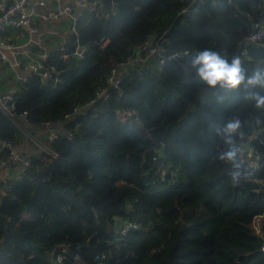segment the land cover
Masks as SVG:
<instances>
[{"label": "trees", "instance_id": "16d2710c", "mask_svg": "<svg viewBox=\"0 0 264 264\" xmlns=\"http://www.w3.org/2000/svg\"><path fill=\"white\" fill-rule=\"evenodd\" d=\"M191 1L113 0L115 14L85 13L65 51L50 56L59 82L43 84L34 74L21 84L15 98L27 124L66 122L65 132L49 143L54 156L41 151L0 194V264H58V255L63 264H264V238L251 228L264 216L257 183L264 169L234 186L232 165L218 158L226 147L210 127L239 116L246 143L264 156V141H252L264 129L256 124L264 110L244 99L264 89L210 90L190 66L197 50L212 48L229 62L239 55L251 75L264 58V39L247 38L264 24V0H205L181 14ZM160 36L170 40V54H189L162 69L125 72L119 90L108 88L109 100L88 107L117 64ZM78 46L87 49L83 60L74 58ZM20 136L0 113V144ZM158 154L180 170L177 184L155 175L164 165L154 162ZM127 220L144 229L121 236Z\"/></svg>", "mask_w": 264, "mask_h": 264}, {"label": "built area", "instance_id": "2783aa9c", "mask_svg": "<svg viewBox=\"0 0 264 264\" xmlns=\"http://www.w3.org/2000/svg\"><path fill=\"white\" fill-rule=\"evenodd\" d=\"M205 0H192L190 5L184 8L181 14H185L189 11L190 7L201 4ZM47 3L45 0H10L9 2L6 0H0V59L6 60V52L10 50L12 47L4 40V35L8 31H22L28 30L31 34H37L38 28L35 24V19L40 17L43 21H49L52 19H59L64 16L72 17V30L73 33L76 34L77 25L82 16L85 13H94L97 18L104 19L107 17L105 14L106 3L105 0H95L94 2H89L88 0H76L75 7L68 6L61 11L56 13H48L46 11ZM113 14H115V6L113 3L112 9ZM264 39V24L256 23L254 27L253 33L247 38L248 43H260ZM170 44V40L165 36H160L159 38H151L147 40L145 43L138 46L134 52V54L129 57L126 61L117 64L111 71L107 78V87L102 88L97 91L96 98L91 101L88 105H94L98 100H109L111 94L108 88H112L115 90H119L122 86L124 73L131 69H143L145 67H150L152 69H162L166 65H168L171 61L182 59L184 56H187L189 52L184 53H175L170 54L168 52V45ZM86 48L83 46H78L76 49L74 56H78L80 60H83L86 56ZM248 52L244 51V55H247ZM69 56H64V59H68ZM17 66L21 67L23 64L21 61H18ZM29 75L32 76L34 74L39 75L41 77V83L47 84L50 81H53L54 84H57L59 81L55 78L57 75V68L53 65H50V57L42 56V59L37 64H32L30 66ZM40 71H44V74H40ZM83 108L75 109L76 113L82 111ZM0 113L5 115L11 122H13L20 131L25 132V127L28 122V112L18 113L17 101L15 95L7 94L0 96ZM126 116H132L131 113H125ZM70 116H67L66 119H70ZM66 122H57L55 125L46 124L42 127H50L51 129H55L56 127H63ZM65 132V129L63 130ZM68 139H72V135L68 134ZM256 138L252 139V141H257L260 139L258 133L254 135ZM57 139V134L53 133L48 137V141L53 142ZM40 150L44 151L52 156H54L53 152L50 150L48 145L37 143ZM251 143H246L242 145V151H244V156L248 159H252L257 154L251 148ZM4 146L8 151V156L0 161V167L7 166L10 162L19 163L22 162L23 170L18 179L11 180L6 183V188L11 189L12 186L18 181L25 173L26 169L31 165V159H22L19 151L18 144L12 142H5ZM166 145L163 144L160 148L159 153L162 152L163 148ZM260 162L264 159V156H260ZM154 162L156 163H165V161L160 160V156H154ZM242 162L247 163V160H243ZM180 170L173 166H168L165 164L162 166H158L155 175L160 178L161 182L168 183L169 185H175L179 179ZM257 183L264 185V178L259 179ZM132 207V206H131ZM144 228L141 223L133 222L130 220L123 221L119 227L120 235L123 237H127L130 233L140 232ZM262 251H264V245L262 246ZM64 256H57V263H64ZM77 264H82L79 258H76Z\"/></svg>", "mask_w": 264, "mask_h": 264}, {"label": "crops", "instance_id": "0c3cea01", "mask_svg": "<svg viewBox=\"0 0 264 264\" xmlns=\"http://www.w3.org/2000/svg\"><path fill=\"white\" fill-rule=\"evenodd\" d=\"M6 1L9 2L10 0ZM45 1L48 13H56L68 6L75 7L76 5V0ZM72 21V17L70 16L49 21H43L40 17H37L35 19V24L39 30L37 34H31L28 30H22L8 31L4 35V40L12 48L6 52V60L0 59V96L12 94L14 90L18 92L21 84L30 76V66L39 63L42 56L50 57L55 52L65 51L68 39L75 34L72 30ZM18 61H21L23 64L21 67L17 66L16 63ZM24 127L26 131H21V136L16 140L22 159H33L39 155L41 150L37 143L49 146L50 141H48V137L53 133L64 130V126L51 129L50 127H33L26 124ZM5 150L4 144H0V157ZM22 170V162H10L7 166L0 167L1 195L6 187V183L18 179ZM257 225H260V227L264 225V216L254 218L251 226L256 229ZM262 230L264 231V227ZM261 237L264 238V233Z\"/></svg>", "mask_w": 264, "mask_h": 264}, {"label": "clouds", "instance_id": "9594fccd", "mask_svg": "<svg viewBox=\"0 0 264 264\" xmlns=\"http://www.w3.org/2000/svg\"><path fill=\"white\" fill-rule=\"evenodd\" d=\"M261 65H264V58L260 60L251 75H246L239 55L234 54L229 62L225 55L212 48L197 50L190 59L191 69L195 71L199 83L204 84L210 90L219 87L229 92L238 91L241 86H246L248 89H264V66ZM244 99L254 102L256 109L264 110V95L259 92L249 91ZM261 123L264 121H256L257 125ZM210 127L215 129L217 136L226 147L218 158L232 165L233 170L229 175L233 185L238 186L241 182L252 181L264 169V165L260 163L259 154L252 159L244 156L242 145L248 142L249 135L244 132V122L239 116L233 115L225 119L222 126L210 125ZM262 131L264 129L256 128L257 133ZM255 138L253 135L252 139ZM242 157L248 162H242Z\"/></svg>", "mask_w": 264, "mask_h": 264}, {"label": "water", "instance_id": "95a60500", "mask_svg": "<svg viewBox=\"0 0 264 264\" xmlns=\"http://www.w3.org/2000/svg\"><path fill=\"white\" fill-rule=\"evenodd\" d=\"M88 1L94 2L95 0H88ZM105 3H106L107 10L110 11L112 9V6H113V0H105ZM74 58L79 59L78 56H74ZM39 73L44 74V71H40ZM16 93L17 92L14 90L12 94H16ZM258 135H259L260 139H262L264 141L263 132H259ZM258 186H259L260 193H264V185L258 183Z\"/></svg>", "mask_w": 264, "mask_h": 264}, {"label": "rangeland", "instance_id": "374dc122", "mask_svg": "<svg viewBox=\"0 0 264 264\" xmlns=\"http://www.w3.org/2000/svg\"><path fill=\"white\" fill-rule=\"evenodd\" d=\"M263 227H264V225H262L261 227H260V225H259V226L257 225V228H256V229H257V230L259 229V230L257 231L254 227L251 226V228H252V229H253L258 235H260V236H262L263 233H264V231L262 230Z\"/></svg>", "mask_w": 264, "mask_h": 264}]
</instances>
